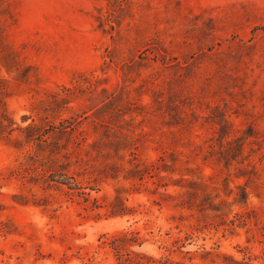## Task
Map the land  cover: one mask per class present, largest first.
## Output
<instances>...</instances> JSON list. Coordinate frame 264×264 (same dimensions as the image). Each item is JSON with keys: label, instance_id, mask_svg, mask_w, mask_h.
Wrapping results in <instances>:
<instances>
[{"label": "rangeland", "instance_id": "obj_1", "mask_svg": "<svg viewBox=\"0 0 264 264\" xmlns=\"http://www.w3.org/2000/svg\"><path fill=\"white\" fill-rule=\"evenodd\" d=\"M114 1L0 0L1 86L22 139L0 138V264H118L110 237L133 230L149 264H264V0ZM63 120L89 141L103 122L129 131L148 160L172 151L155 128L168 129L193 170L148 178L126 192L133 214L110 215L129 181L87 188L95 207L35 180L40 154L18 127Z\"/></svg>", "mask_w": 264, "mask_h": 264}, {"label": "trees", "instance_id": "obj_2", "mask_svg": "<svg viewBox=\"0 0 264 264\" xmlns=\"http://www.w3.org/2000/svg\"><path fill=\"white\" fill-rule=\"evenodd\" d=\"M125 1L115 0L111 4L114 7L123 8ZM1 83H8V78L0 77V138H6L12 143L15 142L16 146H20L22 139H14L13 131L17 128L13 127L14 121L5 100L7 91ZM162 100L160 99L159 102L161 103ZM65 121L67 120L62 121L61 126L54 125L59 130L50 134L48 132L51 127L43 128L35 121L18 127L25 133L26 142L34 143L36 153L40 154L35 161L38 164L35 169L36 176H39L35 180L44 184L45 188L56 187L71 194L77 193L95 207L102 206L100 198L94 196L91 191H86L87 188L99 190L98 184L108 179L129 181L132 185L127 186L123 183L118 185L114 198L106 204L110 215L133 214L134 208L127 202L126 192L139 185L149 188L148 178H157L159 186H168L170 180H175L172 173L178 172L181 174V179H184L185 171L193 170V167H184L181 163V157L177 154L179 151L175 147L180 140L167 135L168 129L155 128L161 141L166 142L165 146L171 148L172 151H164V155L157 160H148L140 152L145 141L142 143L140 138L129 131L103 122L102 126L108 125V128L96 131L94 138L89 141L88 136L83 139L80 137L83 131L77 132L76 123L79 121L75 120V123L71 122L70 125H65ZM108 121L115 124L111 120ZM89 147L95 149L96 152H92ZM204 177L202 172L199 179L193 182L209 188L211 185ZM141 239L142 236L138 230L121 231L110 237V244L117 255L118 264H149L152 261V257L131 249V246L136 243L142 245ZM161 263L166 262L161 261Z\"/></svg>", "mask_w": 264, "mask_h": 264}]
</instances>
